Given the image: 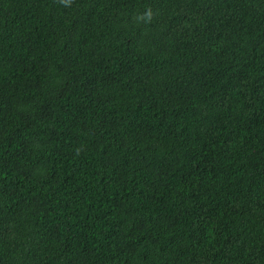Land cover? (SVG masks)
I'll list each match as a JSON object with an SVG mask.
<instances>
[{"label": "trees", "instance_id": "trees-1", "mask_svg": "<svg viewBox=\"0 0 264 264\" xmlns=\"http://www.w3.org/2000/svg\"><path fill=\"white\" fill-rule=\"evenodd\" d=\"M0 264H264V0H0Z\"/></svg>", "mask_w": 264, "mask_h": 264}, {"label": "clouds", "instance_id": "clouds-1", "mask_svg": "<svg viewBox=\"0 0 264 264\" xmlns=\"http://www.w3.org/2000/svg\"><path fill=\"white\" fill-rule=\"evenodd\" d=\"M149 19H151V11L149 10L146 14H145ZM144 17H141V19H143Z\"/></svg>", "mask_w": 264, "mask_h": 264}]
</instances>
